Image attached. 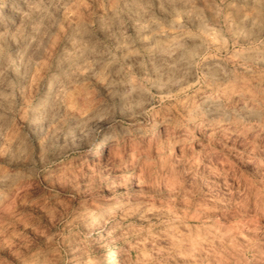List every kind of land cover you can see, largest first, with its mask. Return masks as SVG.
Returning <instances> with one entry per match:
<instances>
[{"label": "clouds", "instance_id": "obj_1", "mask_svg": "<svg viewBox=\"0 0 264 264\" xmlns=\"http://www.w3.org/2000/svg\"><path fill=\"white\" fill-rule=\"evenodd\" d=\"M0 264H264V0H0Z\"/></svg>", "mask_w": 264, "mask_h": 264}]
</instances>
